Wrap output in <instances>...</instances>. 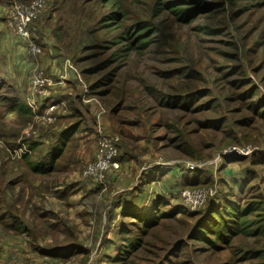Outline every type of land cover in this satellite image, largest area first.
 <instances>
[{"label":"rangeland","instance_id":"1","mask_svg":"<svg viewBox=\"0 0 264 264\" xmlns=\"http://www.w3.org/2000/svg\"><path fill=\"white\" fill-rule=\"evenodd\" d=\"M33 1L28 5L29 10L36 5ZM252 1L238 17H234L227 6V12L222 13L224 36L204 38L196 44L184 45L191 36L192 24L180 27L172 23L168 12L154 19L152 8L158 3L157 0H122L126 13L125 28L137 24L141 18L154 20L161 23L166 38L161 39L160 35L157 38L159 42L153 44L150 51L143 55L134 53L126 64L121 61L113 63L106 70H98L115 50L116 45L110 42L122 30L107 29L108 25L105 24L110 6H101L106 0H54L39 18L30 23L27 30L29 39L11 34L8 30L9 20L6 19L13 3L14 6L24 4L19 0H0V139L6 144V148L0 149V167L3 168L7 162L4 168L13 175V171L19 167L17 162L12 161L21 158L26 150L31 153L28 150L31 139L43 141L41 148L33 151V156H46L56 147V135L53 133H59L68 123L82 118L79 125H82L83 132L79 131L66 143L59 160L61 164H57L51 175L43 177H49L51 183H55L56 179L62 188L66 184L82 181L89 184V190L80 187L69 201H58L57 213L51 214L52 219H56L51 236H44L45 230L42 229L40 240L50 248L75 242L76 249L58 251L63 255L71 253V256L58 255L57 258L48 259L23 246L26 248L22 251L26 252V258L7 264H250L252 257L246 255L264 248L262 237L241 234L229 246L218 244V248H213L211 245L214 243L198 241L197 234L202 218H206L210 211L223 207L225 200H234L243 205L248 198L264 197V119L254 118L258 116L246 110L248 102L238 98L246 96L247 89L261 91L255 95L256 99L264 97V7ZM50 42L57 45L61 55H65L64 62H70L83 81L86 80V92L84 89L82 96H93L88 92L89 85L104 80L101 92L94 96L98 97L99 105L108 109L109 113L101 112L102 117H107L112 123L110 126L109 123L105 127L96 125V132L93 127L98 118H94L90 111H82V116L75 120L61 119V123L57 122L52 127L50 125L54 121L43 123L44 120L35 115L31 120H26L11 114L9 107L16 96H27L25 100L28 103L29 96H33L32 91L43 86L52 94V70L55 69H52L51 61H45L44 55V46ZM229 42L238 46L239 59L222 55L224 51L235 53L236 48L230 46ZM31 43L42 49L39 57L29 55L27 50ZM176 43L181 45L176 47ZM116 68L114 76L108 78L107 74ZM257 68L262 71L257 72ZM82 70L86 72L84 76ZM66 80L65 75L60 78L61 83ZM240 81L248 85H239ZM204 89L210 90V95L194 99ZM106 90L109 94L102 100L99 96H104L102 92ZM57 92L59 96L66 95L68 85ZM47 97L43 99L44 107ZM192 97L193 101L190 100ZM52 102L57 103L55 100ZM185 102H188V108L181 107ZM205 102L214 105L202 111L200 106ZM170 103L175 106L167 105ZM110 107L116 110V114L110 111ZM261 114H264V109H261ZM247 118L249 125L242 127ZM220 120H228V124L221 129L209 124H220ZM30 124L34 126V131H39V136L25 134ZM99 127L103 133H99ZM88 129L92 133L86 135ZM112 134L122 138L118 145L119 156L122 151L125 154L129 147L134 149L135 156L142 157L140 159L146 162L151 157L153 162L154 158L160 156L168 158V161H180L181 164H173L177 173L170 170L167 175H158V191L152 182H148V177H151L147 175L148 169L142 170L145 162L134 158L129 159L130 166H124L123 161L119 160L123 163V170L113 171L105 185L97 186L90 180H84L86 165L94 159L90 156L93 144L97 147L100 138ZM91 135L92 138H88ZM123 141L126 143L123 144ZM162 145L166 149L160 148ZM248 149L252 151L248 155H239L237 151ZM14 150L19 153L13 154ZM220 155L231 160L226 167L217 166ZM72 160H77L78 164L72 163ZM190 162L204 165L201 177L200 169L191 171L185 167ZM200 178L204 182L199 188L211 191V194L203 205L192 210L184 204L186 199L180 196V192L187 188L194 189L193 185L198 186ZM250 181L249 186L240 187V183L245 185ZM138 182L150 183L146 185V195L133 192ZM2 186L3 181L0 180V188ZM250 186L253 189L248 191ZM94 188L96 190L92 194L90 191ZM151 188L155 192L150 191ZM12 191L16 194L15 189ZM3 193L0 191V198ZM119 193L122 194L120 197ZM159 193L160 204L166 203L161 208L168 216H160L149 227L142 226L137 219L123 216L122 212L131 208L140 210L147 205L150 208L143 215H150ZM100 219L99 227L95 221ZM63 225L74 228V233L66 235ZM124 225L131 232L130 237L137 239L139 244L137 251L129 257L121 255L123 245L119 234ZM120 256H123L122 259ZM257 262L259 259H256Z\"/></svg>","mask_w":264,"mask_h":264},{"label":"trees","instance_id":"2","mask_svg":"<svg viewBox=\"0 0 264 264\" xmlns=\"http://www.w3.org/2000/svg\"><path fill=\"white\" fill-rule=\"evenodd\" d=\"M22 3L29 4L33 0H19ZM122 0H106L105 4H102V7L107 8L106 5L110 6V12L106 18V24L108 25L107 29H122L120 32L115 34L113 40L110 42L116 45L115 50L102 62V64L98 67V70H106L112 65L113 63L121 62L126 64L128 59L132 57L134 53L138 55H143L147 51H150L153 44L159 42L160 39H157L161 36V39L166 38V34H164V29L160 22H154V20H145L141 18L138 20L137 24L133 26H128L125 28L124 22L126 20V13L125 8L122 5ZM157 0V4L152 8V17L154 19L160 17L163 13H169L171 16L172 23L179 25L180 27L191 25L190 27V35L188 40L184 42V45H189L191 43L196 44L198 41L203 40L204 38H218L225 35V24L223 23V15L222 13L227 12V6L231 8L233 11V16L238 17L240 16L245 7L250 3L252 0ZM14 2V1H13ZM256 5H260L264 7V0H253ZM53 3V2H52ZM104 3V2H102ZM14 4V3H13ZM11 5V7L13 6ZM10 7V8H11ZM50 13V12H49ZM7 19V17H6ZM114 23V24H113ZM116 23V24H115ZM181 43H176L175 46L179 47ZM229 45L236 48L234 54H230L229 52H222V55L227 57H233L235 59L238 58V46L234 44V42H229ZM113 49V47L111 48ZM117 71V68L112 70L108 73V78H112L114 73ZM257 72L262 71V69H256ZM86 72L82 70V74L84 76ZM85 80V79H84ZM86 82V80H85ZM84 82V83H85ZM104 80L97 81L96 84H90V88L88 87V92L93 94L91 97L98 98L94 95H99L101 92V88L103 87ZM243 84L244 86L248 85L245 81H240L239 85ZM246 96H238V98H242L243 101H247L246 110L250 111L252 114H256L258 117L254 118H263L264 114H261V109H264V97L256 99L255 95L259 92L258 90L254 89H247ZM250 90V91H249ZM196 94L195 98L192 97L190 100L193 101L194 99L204 98L210 95V90H202ZM261 92V91H260ZM259 92V93H260ZM104 96H99L103 100L109 93L106 91L102 92ZM200 95V96H198ZM81 96L80 92L78 91V95ZM14 98L9 110L11 109V114H16L17 116H21L26 118V120H31L33 118L34 112L29 104L26 102L24 96H16ZM24 99H23V98ZM185 100V98L183 99ZM187 101V100H185ZM185 105H182V108H188V102H185ZM216 101H214V104ZM212 102H205L200 106V109L204 111L208 107L213 105ZM167 105L175 106V104L170 103ZM111 108V107H110ZM73 117L78 119L82 116L81 111L78 107L74 105L73 107ZM110 111L116 114V110L111 108ZM80 118L79 121H81ZM79 121H74L68 128L62 130L60 133H53L56 135V147L52 149L50 152H47L46 156H41L39 158H35L33 156V151H37L41 148L43 141L41 139H33L29 140L28 142V151H24L22 153V157L20 160H23L26 169L31 173L38 174V175H50L54 172L57 168V159L62 156L64 147L66 143L77 133L79 132ZM249 118H247L244 122L245 124L242 127H247L249 125ZM219 123H209L210 125L219 126L221 129L224 125L228 124V120H220ZM243 122V123H244ZM52 127V126H50ZM210 127V126H207ZM46 134V133H45ZM43 136H45L43 134ZM38 138V137H37ZM44 139V138H43ZM166 147L167 144H166ZM220 160L218 161L217 166L219 167L228 165L231 160L228 159L225 155H220ZM119 160L122 159V155L119 156ZM210 160V159H209ZM206 161V160H205ZM204 163V162H203ZM200 171V172H199ZM196 171L195 173L199 172V176L203 175L204 167L202 170ZM196 177V176H195ZM202 182H204L203 178L198 180L197 185H193V188H199L203 186ZM251 181L245 185L240 183L241 188H245L249 186ZM253 189V186L248 188V191ZM71 193V192H70ZM60 196H64L61 192H59ZM254 196V194H251ZM163 197V196H162ZM161 196H158L153 207L152 213L148 216L143 215L146 212L150 205L145 206L144 208L138 209H130L127 212H122L124 217L130 219H137L141 222L142 226L149 227L153 225L155 222L158 221L160 216L166 217V215L162 210V202ZM241 202H235L234 200H225L224 206L219 209H214L207 214L206 218H202L198 225L197 239L200 242L206 243H214L211 245L213 248H218V244H225L230 245L232 240L239 235H248V236H260L264 239V197L261 199L257 196L255 199L248 198L244 204H240ZM134 211L140 212L138 214ZM186 212V211H184ZM187 213V212H186ZM175 213L171 214L174 215ZM157 217V218H156ZM101 220V219H100ZM98 222V221H97ZM99 223V222H98ZM64 232L67 234H73L74 228H68V225H63ZM130 230L124 225L120 230V240L122 241V254L126 257H129L133 252H136L139 248V244L137 243V239H133L130 237ZM211 237H214V240H211ZM104 240V239H103ZM76 249L75 242L66 243L54 248H50L48 250H44L43 252H48L51 255V258H57L58 255L68 257L71 256V253H67L65 255L59 254V250H68V249ZM245 251H242V253ZM43 253V254H45ZM77 253V252H75ZM74 253V254H75ZM123 256L119 258L122 259ZM246 257H252L249 259L250 264H264V248L260 250H254L250 255H246ZM256 259H259V262L256 263Z\"/></svg>","mask_w":264,"mask_h":264},{"label":"crops","instance_id":"3","mask_svg":"<svg viewBox=\"0 0 264 264\" xmlns=\"http://www.w3.org/2000/svg\"><path fill=\"white\" fill-rule=\"evenodd\" d=\"M44 47L46 50H44L45 61H51L53 63L52 69H55L52 70V72L54 73L51 79V83L54 89L52 91L51 98L54 99L58 105V109L54 114L55 120L50 126L55 125L57 122L61 123V119L63 120L64 118L75 120V118L72 116L74 112V105L78 107L81 112L90 111L94 118H98V120L95 121V125L93 127L95 128V130L98 128L96 127V125L99 124L101 125V127H105L109 123L110 126L112 123L107 120V117H102L103 112L109 113L108 109H105L102 107V105H99L97 98L82 96L85 89V84L82 76L79 72H76L77 70L75 68H72L70 62H64L66 59L65 55H61V51L59 50L57 45H54L50 42L48 46ZM71 62L73 64V61ZM63 75L67 77L65 83L60 82V78ZM67 85L69 88V92L66 95L59 96L60 93L57 91L61 88H66ZM78 91L80 92L81 96H76L78 95ZM69 94H72V96H69ZM73 94L75 96H73ZM26 97L27 96H24V98ZM101 110L103 112H101ZM99 117H101V119H99ZM71 124H73V122L68 123V126H66L65 129L68 128ZM59 131L61 132L62 130ZM79 131L81 133L83 132L82 125L79 127ZM99 131V133L104 132L100 127ZM113 131L115 130L113 129ZM96 132H98V130H96ZM89 133H92L89 129L85 131L86 135H88ZM39 135L40 133L38 131L36 136ZM92 136L93 135L88 136V138L91 139ZM124 143L126 142L123 141V144ZM93 145L94 149L92 154L90 155L92 157H94L96 150L95 144ZM125 147H128L127 144H125ZM160 148L166 149L163 145ZM128 149L129 150H125V154L124 151H122L121 161H123L124 166H130V163L128 162L129 159L142 158L140 156L134 155V149L129 147ZM61 157L62 156L57 159L56 164L60 163L59 160L61 159ZM140 160L143 161V163L145 162V167L142 168V170L148 169L149 172H147V175L153 177H148V182H152V184L155 185L154 187L158 188V191H160L159 186H156L157 183H159L156 181V179L159 177L158 175H167L170 170L175 174L178 171L173 166V163L177 162L176 160L168 161V158L166 159L162 156L157 157L156 159L154 158L153 162L152 157L148 160V162H146V160L144 159ZM12 162H17L19 167V169L17 170L18 172L13 171V175L9 173V170L7 168H4L7 162L6 164L4 163L5 165L3 166V168L0 167V180L3 181V186L0 188V191L5 192V194L3 193L2 198H0V264H7L13 261L24 260L26 258V252L22 251L27 247L30 248L34 253H38L43 257L51 259L50 253H42V248L44 246L45 250L50 249V246L47 245L45 241L40 240V238L43 236L42 229L45 230L44 236H51L52 230L56 227V219H52L51 214L57 211L56 207L58 201H69L71 197L80 190V187H82L84 190H89V184L86 185L85 181H82L81 183L76 184H66L62 188L58 186V182L56 179L55 183H51L49 177H43V175L29 172L28 169H26L23 160H20V158ZM71 162L78 164L77 160H72ZM69 165H71V163ZM153 170L154 173H152ZM24 184L26 186L22 187V185ZM149 184L150 183L142 184L138 182L134 187L133 192L136 191L138 195H146V192L148 191L146 185ZM12 189H15L16 194L13 193ZM95 190L96 188H94L90 192L94 194ZM150 191L155 192V189L151 188ZM59 192H61L64 196H60ZM121 195V193L118 194L119 197ZM158 195L161 196V193H159ZM98 222L95 221V223H97L100 227L101 220H99ZM23 246L26 248H24Z\"/></svg>","mask_w":264,"mask_h":264},{"label":"built area","instance_id":"4","mask_svg":"<svg viewBox=\"0 0 264 264\" xmlns=\"http://www.w3.org/2000/svg\"><path fill=\"white\" fill-rule=\"evenodd\" d=\"M54 0H34L36 5L33 9L29 10L28 5L26 3H22L24 5H15L8 10L6 15L9 27L8 30L10 33H15L20 37H24L29 39V33L27 30L29 29L30 23H32L35 19L40 17V14L46 9V6L52 3ZM7 26V21H6ZM29 49L27 50L29 55L32 57L38 56L41 53L42 49L37 48L34 43L28 45ZM39 57V56H38ZM48 83V82H47ZM46 90V91H44ZM86 92V89H85ZM33 96H29V106L32 108L36 117H38L43 123H52L55 120L54 111L55 108L58 109V105L53 104L52 101V94L49 92L44 86L40 87L38 90L34 89L32 91ZM41 95V96H40ZM46 96L48 100L46 106L44 107L45 100H43ZM39 97L41 99H39ZM56 109V110H57ZM28 133V134H27ZM27 136H31L32 134H37V130L34 131V126L30 124V127L26 130ZM122 138L118 134H112L110 137L100 138L97 141V147L95 150L94 159L86 165V168L83 172V178L85 180H90L97 186L105 185L109 179L110 175L113 171H120L122 168L121 161H119V143H121ZM6 148V144L4 141L0 139V149ZM22 151V149H19ZM242 154L248 155L252 151L251 149L248 150H237ZM233 151H231L232 153ZM19 153L18 150H14L15 155ZM220 160V157H218ZM218 160V161H219ZM217 161V162H218ZM215 162V163H217ZM173 164H181L180 161H177ZM212 165V164H211ZM185 167L191 171H195L197 169L202 170L204 165L197 163V162H190L186 163ZM211 194L204 189L201 188H194V189H183L180 192V196L186 199L184 203L187 207L191 208L192 210L196 209L197 207L203 205L208 196Z\"/></svg>","mask_w":264,"mask_h":264}]
</instances>
